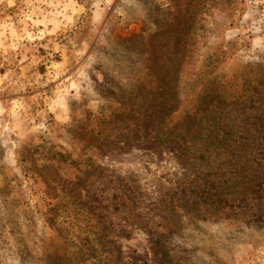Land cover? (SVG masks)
<instances>
[{
  "label": "rangeland",
  "instance_id": "rangeland-1",
  "mask_svg": "<svg viewBox=\"0 0 264 264\" xmlns=\"http://www.w3.org/2000/svg\"><path fill=\"white\" fill-rule=\"evenodd\" d=\"M0 264H264V0H0Z\"/></svg>",
  "mask_w": 264,
  "mask_h": 264
}]
</instances>
